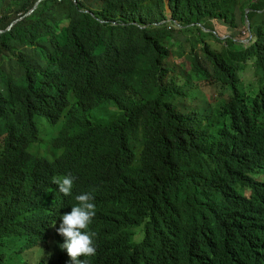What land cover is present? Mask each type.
Returning a JSON list of instances; mask_svg holds the SVG:
<instances>
[{
    "label": "trees",
    "instance_id": "1",
    "mask_svg": "<svg viewBox=\"0 0 264 264\" xmlns=\"http://www.w3.org/2000/svg\"><path fill=\"white\" fill-rule=\"evenodd\" d=\"M11 1L0 30L36 0ZM52 3L43 0L31 15L47 22L29 16L0 34V57L10 61L51 38L32 66L23 64L21 91L0 97V251L8 250L9 264L22 256L5 241L13 237L5 217L17 222L14 208L27 195L50 216L57 193L46 180L54 172L102 198L90 264H264V189L241 179L245 166L264 161V0H67L49 14ZM238 13L249 44L230 36L221 52L210 47L206 37L220 40L213 21L236 27ZM176 34L188 38L180 47L197 48L190 80L231 93L203 128L192 109L163 101L177 91L161 84ZM111 102L117 111L96 126L89 116ZM39 117L60 122L56 165L59 156L28 151ZM262 173L258 166L252 175Z\"/></svg>",
    "mask_w": 264,
    "mask_h": 264
},
{
    "label": "clouds",
    "instance_id": "2",
    "mask_svg": "<svg viewBox=\"0 0 264 264\" xmlns=\"http://www.w3.org/2000/svg\"><path fill=\"white\" fill-rule=\"evenodd\" d=\"M42 1L36 0L34 5L36 4L37 7ZM13 5L11 0H0V11ZM17 16L19 17V15ZM4 31L0 30V34ZM13 59L10 61L0 57V72L2 73L0 97L4 100H8L12 93L17 91L16 83L21 82L26 75L24 63L17 58ZM172 95L174 99L176 94ZM75 101V95L69 92L64 104L71 106ZM201 110V115L196 114L201 122L207 119L206 115H213V111L211 114H206L205 109ZM11 159L13 162H17L20 156H13ZM61 159L59 156L52 160L51 164L56 165ZM46 164L49 165V163ZM258 166L263 168V173L258 174V176L263 177L264 161L257 165L245 166L241 170V179L250 186L264 189V181H259L254 177L255 175H252ZM56 174L57 172L50 174L46 180L47 183L56 185L55 188L49 189L57 193L53 198L54 206H52L51 215L48 216L43 213L45 208L37 204L38 197L34 195L25 196L26 203L14 208L18 221L11 222L8 217H5L8 224H4V232H9L13 236L12 240L5 238V241L12 242L11 251L21 250V261L24 264H27V261L22 253L24 250L32 248H35L39 253L36 264H90V260L97 252V234L91 228L99 221L102 198L96 190L75 181L76 177L73 175L54 177ZM61 208H65V210L60 214ZM49 237L52 241L49 248L50 252L45 249ZM7 251L5 249L0 251L2 258ZM21 261L19 263L22 264Z\"/></svg>",
    "mask_w": 264,
    "mask_h": 264
},
{
    "label": "rangeland",
    "instance_id": "3",
    "mask_svg": "<svg viewBox=\"0 0 264 264\" xmlns=\"http://www.w3.org/2000/svg\"><path fill=\"white\" fill-rule=\"evenodd\" d=\"M67 0H53L52 3L48 7V13L51 14L53 11L61 9L64 6V3ZM76 3L77 0H72ZM90 2L91 0H87ZM58 8H56V7ZM31 8H29L24 13L15 12L14 14L19 17L13 19V23H10L6 26L5 31H9L11 26L18 22H23V19L28 18L31 15H34V12L38 11V8L29 13ZM92 9V7H91ZM19 13V14H18ZM165 14L167 16V20L170 18V12L168 7H165ZM12 15L11 7H5L0 11V21H5ZM91 15V14H90ZM30 22L33 23H43L48 20H41L39 18L30 17ZM67 23L68 21H63ZM50 24V22L48 23ZM211 30L220 38V40H215L212 37H206L204 39L205 42L209 44L210 47H214L218 52H221L224 48L225 40L233 36L234 39L238 40L245 45L249 44V39H246L244 35V27L245 22L240 18V14H237V26L232 27L229 24L219 23L218 21H213L211 24ZM174 41L171 45H168V55L164 59V67L163 76L161 78L162 88L164 89L170 83L177 86V91L173 94H176V97L173 99V95L167 96L164 98V102L171 104L172 106L179 111H183L184 109H192V113L201 115L202 110L205 109L207 111L206 114H211V112L219 105H221L225 100H227L230 96V91L219 88V83L214 82L211 86L207 87L206 85H201V88L196 86L193 80H190L195 75L194 64L196 62V56L198 54L197 48L192 49L190 46L180 47L182 41L184 39H188L180 34L174 35ZM51 38H46L43 40L34 41V43H29L35 45L34 47H23L21 51L14 53L11 55L12 58H17L21 60L25 65L32 66L35 60L36 51H40L44 46H48ZM22 46V45H20ZM53 53V52H52ZM34 76L36 79L40 78L41 73L39 71H35ZM187 82V84H186ZM250 84V83H246ZM18 92L21 91L22 84L21 82H17L15 85ZM173 103V104H172ZM114 111H117V107L114 103H107L101 107L94 109V112L89 116V119L94 122L96 126L104 123L109 116L112 115ZM0 116L3 117L4 113L0 112ZM211 122L208 119H204V121L200 122L199 127L203 128ZM36 126L38 129V138L37 141L32 143L29 146V153L35 156H57L59 154L58 150H55L51 143L54 137L58 134L61 129L60 122L56 124H50L45 118L39 117L36 119ZM132 146H135L133 143ZM259 181H264L263 177H259L258 175L254 176ZM51 238L47 239V245L45 249L50 252L51 246ZM4 250V249H2ZM23 256L27 261V264H36L37 259L39 258V253L35 248L26 249L23 251ZM8 253L4 254V257L0 261V264H9ZM21 264V263H17Z\"/></svg>",
    "mask_w": 264,
    "mask_h": 264
},
{
    "label": "water",
    "instance_id": "4",
    "mask_svg": "<svg viewBox=\"0 0 264 264\" xmlns=\"http://www.w3.org/2000/svg\"><path fill=\"white\" fill-rule=\"evenodd\" d=\"M36 7V4L31 8V10L29 11V13H31Z\"/></svg>",
    "mask_w": 264,
    "mask_h": 264
}]
</instances>
